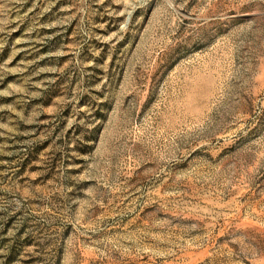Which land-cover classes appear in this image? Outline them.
<instances>
[{
    "label": "rangeland",
    "instance_id": "374dc122",
    "mask_svg": "<svg viewBox=\"0 0 264 264\" xmlns=\"http://www.w3.org/2000/svg\"><path fill=\"white\" fill-rule=\"evenodd\" d=\"M0 264H264V0H0Z\"/></svg>",
    "mask_w": 264,
    "mask_h": 264
}]
</instances>
